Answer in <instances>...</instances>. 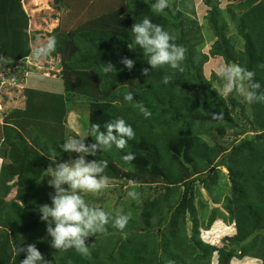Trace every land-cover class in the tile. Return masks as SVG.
<instances>
[{
	"label": "trees",
	"instance_id": "1",
	"mask_svg": "<svg viewBox=\"0 0 264 264\" xmlns=\"http://www.w3.org/2000/svg\"><path fill=\"white\" fill-rule=\"evenodd\" d=\"M21 2L0 0V62L11 67L31 55L35 40ZM53 2L69 9L70 27L59 23L50 32L57 41L50 57L59 63L63 90L25 88L23 108L0 113V264H20L25 253L16 256L14 245L21 243L34 244L48 264H212L214 254L216 264L243 258L264 264V102L248 103L247 110L232 94L216 92L215 73H203L210 57H220L253 71L264 92V0H227L224 9L218 0H202L208 36L194 0H169L162 14L153 12L155 0ZM145 17L186 49L183 72L164 66L142 75L148 57L128 43L135 47L131 26ZM231 24L235 34L229 35ZM206 40L212 41L208 54L200 50ZM122 57L135 60L132 70L120 63ZM108 62L117 69L114 75L102 71ZM165 75L173 76L167 85ZM128 91L132 102L123 99ZM77 101L87 105L85 130L92 124L103 130L122 117L136 133L124 150L113 146L85 159H106L109 181L147 190L130 204L123 230L109 224L86 240L88 256L51 248L37 210L54 194L41 177L52 164L49 155L57 163L71 161L60 145L70 138L67 114ZM138 105L151 116L145 118ZM220 112L223 119H213ZM129 152L131 161L124 159ZM201 188L215 203L225 192L221 207L209 210ZM219 218L235 230L221 247L200 237L212 223L217 229Z\"/></svg>",
	"mask_w": 264,
	"mask_h": 264
},
{
	"label": "clouds",
	"instance_id": "2",
	"mask_svg": "<svg viewBox=\"0 0 264 264\" xmlns=\"http://www.w3.org/2000/svg\"><path fill=\"white\" fill-rule=\"evenodd\" d=\"M168 7L169 0H155L152 10L156 14H162ZM131 32L135 47L129 43L128 47L134 49L138 46L148 57L147 64L150 67L142 69V75L149 77L150 68L164 66L178 72L184 71L182 62L185 60L186 49L174 42L175 37L170 31L145 17L132 24ZM56 44L55 37H50L45 43L35 46L31 51L33 59L50 56L56 50ZM120 63L128 70L135 66V60L127 57H122ZM102 71L106 75H114L117 69L108 62ZM215 74L223 81V87L219 90L221 96L228 97L237 92L249 104L264 102V92L258 91L262 85L254 79L253 71L235 63H225L218 66ZM172 79V75H165L162 83L167 85ZM123 99L132 102L133 91L125 93ZM138 106L145 118L151 116L147 108ZM212 117L223 119V113L212 114ZM135 135L134 128L124 118H115L107 122L103 130L99 124H92L82 134L64 140L60 147L65 152L78 154L75 159L57 163L55 156L49 155L52 164L45 168L46 172L41 177H50L47 183L54 189V194H50V204H40L37 210L47 235L51 237L48 241L51 248L56 251L75 249L79 254L88 256L90 249L86 240L90 236L106 231L109 224L121 230L126 227L129 215L120 213L113 216L104 208L86 202L84 194H100L109 187V177L105 174L108 167L106 159L86 160L85 156H95L97 151L102 152L113 146L124 150L128 141L134 139ZM87 137H92L94 142L86 144ZM134 158V154L130 152L124 156L127 161ZM137 187L138 185L132 182L127 195L137 199ZM14 252L16 256L25 253V258L20 264H48L34 244L14 245Z\"/></svg>",
	"mask_w": 264,
	"mask_h": 264
},
{
	"label": "rangeland",
	"instance_id": "3",
	"mask_svg": "<svg viewBox=\"0 0 264 264\" xmlns=\"http://www.w3.org/2000/svg\"><path fill=\"white\" fill-rule=\"evenodd\" d=\"M220 8L224 9L228 4L227 0H218ZM22 8L25 13L29 16L28 22V33L31 36H35V40H31L30 46L33 49L35 46L45 43L51 37V31L60 23L65 27H70L68 21L69 9L64 7L62 4H54L53 0H22ZM194 8L196 12V18L203 28L205 36L209 35L206 29L205 20L203 16L206 13L207 7L203 4L202 0H194ZM228 34H235V27L233 24L230 25ZM212 41H207L206 44L200 49L202 52L208 54ZM225 64L220 57H210L208 61L203 65V73L209 78L212 73H216L218 66ZM13 65V64H12ZM11 71L7 73L8 80L0 86V113L6 114L14 108H23L24 106V89L34 88L40 90L62 92V81L60 78V66L56 59L48 56L35 60L32 57V62L23 64L17 71ZM23 70V73L21 71ZM9 78H14L13 82L9 81ZM223 87V81L217 77L214 83V89L219 94V90ZM232 96L240 101L248 110V103L244 98L237 92L232 93ZM87 105L85 101H77L69 105L67 114L66 131L69 137L80 135L85 131V125L87 122ZM86 116V117H85ZM207 138V136L205 137ZM71 160L75 159L71 153ZM224 173L227 171L220 167ZM50 177L44 176L43 180L46 183L48 189L54 192L47 180ZM130 190V186L120 181H109V187L103 190L100 194L87 193L84 194V198L87 203L94 206L102 207L108 211H116L117 213H123L129 215L131 212V203L135 200L127 195ZM135 191L139 194L138 196H145L147 190ZM126 192V194H122ZM223 192V191H222ZM202 198L206 200L208 209L210 210L214 206L221 207L225 199V192L220 196L217 203L210 197L209 193L204 189H200ZM15 195V188L12 189L7 197V200L13 198ZM220 219V218H219ZM213 224V223H212ZM212 224L208 230H200V237L207 243L221 247L223 240L226 237H231L234 233V224H228L223 222L222 219L219 221L217 229L212 230ZM217 255H213L212 264H216ZM230 264H260V261L256 259L243 258L242 260L232 259Z\"/></svg>",
	"mask_w": 264,
	"mask_h": 264
},
{
	"label": "built area",
	"instance_id": "4",
	"mask_svg": "<svg viewBox=\"0 0 264 264\" xmlns=\"http://www.w3.org/2000/svg\"><path fill=\"white\" fill-rule=\"evenodd\" d=\"M31 59H32V54L30 56H27L24 60H19L17 64L13 66L12 71L19 70L21 67L20 64L23 62L31 63ZM10 71H11L10 65L0 62V86L3 85L5 82H7L8 80L7 73H9ZM14 80H15L14 78H9L10 82H13ZM0 121H1V117H0Z\"/></svg>",
	"mask_w": 264,
	"mask_h": 264
},
{
	"label": "bare ground",
	"instance_id": "5",
	"mask_svg": "<svg viewBox=\"0 0 264 264\" xmlns=\"http://www.w3.org/2000/svg\"><path fill=\"white\" fill-rule=\"evenodd\" d=\"M25 58H26V57H25ZM25 58H24V59H25ZM31 62H32V59H31ZM20 66H22V65H20ZM20 68H21V67H20ZM15 71H17V72H18V70H15ZM15 71H14V72H15ZM21 73H23V70L21 71Z\"/></svg>",
	"mask_w": 264,
	"mask_h": 264
},
{
	"label": "crops",
	"instance_id": "6",
	"mask_svg": "<svg viewBox=\"0 0 264 264\" xmlns=\"http://www.w3.org/2000/svg\"><path fill=\"white\" fill-rule=\"evenodd\" d=\"M0 163H1V159H0Z\"/></svg>",
	"mask_w": 264,
	"mask_h": 264
}]
</instances>
